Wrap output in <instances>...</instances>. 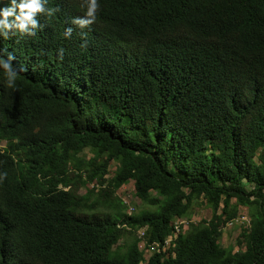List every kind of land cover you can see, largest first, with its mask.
Segmentation results:
<instances>
[{"label":"trees","instance_id":"trees-1","mask_svg":"<svg viewBox=\"0 0 264 264\" xmlns=\"http://www.w3.org/2000/svg\"><path fill=\"white\" fill-rule=\"evenodd\" d=\"M98 4L81 30L80 0H48L35 36L0 38L24 67L0 74V264H264V0Z\"/></svg>","mask_w":264,"mask_h":264},{"label":"clouds","instance_id":"clouds-1","mask_svg":"<svg viewBox=\"0 0 264 264\" xmlns=\"http://www.w3.org/2000/svg\"><path fill=\"white\" fill-rule=\"evenodd\" d=\"M48 0H8L7 4L0 6V38L11 36H35L41 25L38 22V14L52 16L56 11L55 7H46ZM80 7L83 9L82 16L73 17L70 24L76 25L83 30L96 19L98 0H80ZM73 29L71 26L65 27L63 35L69 37ZM81 35L85 33L82 31ZM86 40L81 41V46H85ZM63 49L58 50L62 54ZM15 56L5 48H0V74L4 77V83L8 87H14L18 72L24 70L23 65H13ZM148 256V254H146ZM145 262L146 261H141Z\"/></svg>","mask_w":264,"mask_h":264},{"label":"rangeland","instance_id":"rangeland-1","mask_svg":"<svg viewBox=\"0 0 264 264\" xmlns=\"http://www.w3.org/2000/svg\"><path fill=\"white\" fill-rule=\"evenodd\" d=\"M85 155L88 157L91 155V153L86 152ZM116 164L112 163L110 166L111 172L115 169ZM81 193H85L86 189L84 187L81 188ZM127 203H130L133 206L128 207V211H131L132 209L134 211L139 210L141 208V201L135 194V188H134V180L129 179L124 185L121 186L118 193ZM211 216V209L208 208L206 205H200L197 207L196 212L191 219L192 221H198L201 219H208ZM249 216L247 214V208L241 207L240 209V218L238 221L233 223H227V225L223 228V233L221 237V244L224 246L227 245H233L234 249L237 250L239 247H244L243 244L239 245L237 243L238 236L240 235L242 231V226L246 227L249 223ZM141 244V243H140ZM140 264H146L145 262H140Z\"/></svg>","mask_w":264,"mask_h":264},{"label":"built area","instance_id":"built-area-1","mask_svg":"<svg viewBox=\"0 0 264 264\" xmlns=\"http://www.w3.org/2000/svg\"><path fill=\"white\" fill-rule=\"evenodd\" d=\"M238 219L236 221H238ZM236 221H234V222H236ZM187 223L188 222L184 218H179V219L175 220L173 223L174 229L172 230L171 234L164 240L163 243L155 242V243L151 244L149 246V249H147V252L161 251V250H165L166 248H169L172 244L173 239L181 231V228L184 229L185 227H187V225H188ZM229 223H233V222H229ZM142 233L143 232L140 231V234H142Z\"/></svg>","mask_w":264,"mask_h":264}]
</instances>
